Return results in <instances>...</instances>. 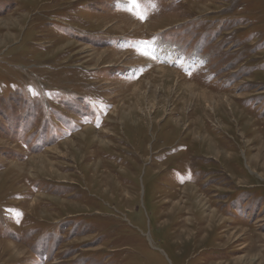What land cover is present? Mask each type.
Instances as JSON below:
<instances>
[{
    "label": "rangeland",
    "instance_id": "1",
    "mask_svg": "<svg viewBox=\"0 0 264 264\" xmlns=\"http://www.w3.org/2000/svg\"><path fill=\"white\" fill-rule=\"evenodd\" d=\"M137 2L0 0V264H264V0Z\"/></svg>",
    "mask_w": 264,
    "mask_h": 264
},
{
    "label": "snow or ice",
    "instance_id": "2",
    "mask_svg": "<svg viewBox=\"0 0 264 264\" xmlns=\"http://www.w3.org/2000/svg\"><path fill=\"white\" fill-rule=\"evenodd\" d=\"M131 3L133 5V9H135L133 11V15L136 16L137 19H140L141 21H144L147 19V14L146 12L140 8V5L139 3L137 2V0H131ZM147 43V42H145ZM141 54L144 55V56H147L151 59H154L155 57H152L149 55V53H147L146 51H141Z\"/></svg>",
    "mask_w": 264,
    "mask_h": 264
},
{
    "label": "bare ground",
    "instance_id": "3",
    "mask_svg": "<svg viewBox=\"0 0 264 264\" xmlns=\"http://www.w3.org/2000/svg\"><path fill=\"white\" fill-rule=\"evenodd\" d=\"M157 51H158V49H157ZM168 52V51H167ZM163 52L161 51L159 54H162ZM165 53V52H164ZM139 253V252H138ZM141 254V253H140ZM256 264V263H255Z\"/></svg>",
    "mask_w": 264,
    "mask_h": 264
}]
</instances>
